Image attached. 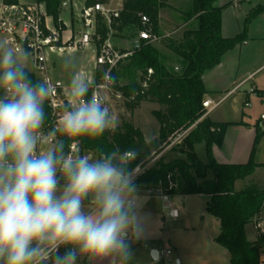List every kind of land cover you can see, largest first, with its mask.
Here are the masks:
<instances>
[{
    "label": "clouds",
    "instance_id": "obj_1",
    "mask_svg": "<svg viewBox=\"0 0 264 264\" xmlns=\"http://www.w3.org/2000/svg\"><path fill=\"white\" fill-rule=\"evenodd\" d=\"M29 56L0 42V264H43L49 258L52 264H77L78 255L130 264L131 242L147 227L145 198L128 169L131 157L119 149L98 157L66 155L63 141L38 151L56 133L97 139L116 117L96 92L86 99L92 81L73 75L57 126L44 137V105L53 86L33 82L25 70ZM103 79L115 83L109 72ZM85 200L92 211L85 210ZM61 246L70 248L61 253Z\"/></svg>",
    "mask_w": 264,
    "mask_h": 264
},
{
    "label": "trees",
    "instance_id": "obj_2",
    "mask_svg": "<svg viewBox=\"0 0 264 264\" xmlns=\"http://www.w3.org/2000/svg\"><path fill=\"white\" fill-rule=\"evenodd\" d=\"M36 1L44 6L54 27L62 30L59 20L61 0ZM106 1L85 0V7ZM219 1L222 0H191V10L182 14L183 22L192 21L193 25L183 32L177 47L172 49L183 63L179 73L169 70L163 56L145 41H138L132 54L111 72V76L115 78L114 89L122 94V104L127 111H134L146 101L164 107L163 112H152L159 124L157 141H145L141 132L129 123H121L120 126L108 129L94 140L87 137L70 139L61 136L60 141L65 145L66 155L73 142L77 144L76 155L88 152L98 157L102 151L115 149H119L121 154L129 155L130 171L144 168L134 178L136 186L142 191L157 190L168 197H208L206 211L219 222V234L215 243L229 253V264H261L259 249L264 245V235L250 243L245 238L244 227L261 211L264 191L247 189L234 192V184L251 176L256 168L264 167V164L257 165L253 161L255 149L260 137L264 135V130L260 131L256 126L250 156L245 164L216 163L212 158L211 149L221 145L225 130L230 124L214 123L204 117L202 103L205 90L201 75L216 66L226 52L248 40V25L264 14V2L249 11L240 34L222 38L221 12L231 2L220 7L214 6ZM3 2L16 4V0ZM168 8V0H124L118 18L107 22L99 13L95 15L93 43L98 48L110 36L124 31L137 34L141 30L149 29L157 35L159 11ZM140 15L148 18L149 27L141 24ZM148 71L151 74H148ZM29 75L34 83L38 82L33 74ZM98 76L99 73H96V77ZM122 80L125 83L119 84ZM44 108L46 121L49 116L46 103ZM181 134L184 135L180 138L178 146L183 157L168 162L160 157L147 166L152 154L160 151L159 144L168 145L169 137ZM197 144L204 145L205 163L198 160L194 153V146ZM60 182L64 183L62 178ZM89 204V201L85 200L84 205ZM69 248L70 246H61L59 251L63 253ZM43 264H52V258ZM77 264L87 263L85 258H77Z\"/></svg>",
    "mask_w": 264,
    "mask_h": 264
},
{
    "label": "rangeland",
    "instance_id": "obj_3",
    "mask_svg": "<svg viewBox=\"0 0 264 264\" xmlns=\"http://www.w3.org/2000/svg\"><path fill=\"white\" fill-rule=\"evenodd\" d=\"M2 1L3 0H0V2ZM246 1H252L251 5L254 6L261 5L264 2V0H244L243 2ZM63 2H64L63 0L60 1V9L64 7ZM123 2L124 0H117L114 2H110L107 4V7H109L110 9H121ZM177 2L178 0H170L169 4L171 5V7L161 11L162 24L160 25V33L165 37L161 38V40L158 43L151 44V46L154 49H156L162 56L166 57L164 63L167 66V68L171 71H172L171 68L174 65H176L174 64L175 62L173 60L180 61V58L173 53L172 49L177 47V44L181 39L180 36H182L183 34L181 33L182 31H179L178 29V23H180V20L177 11H180L183 14L191 10L190 2L179 3L178 5ZM227 2H231V4L240 3L239 0H230V1L222 0L220 2H217L216 6L218 7L223 6ZM83 7H84L83 0H72L71 10L70 7H68L66 11L63 12L62 19L68 28L67 30L68 32L63 34L64 38H67V36L71 35V32H73L74 38L75 40H77L78 36L85 30L83 27V23L81 22L80 19V15L83 10ZM46 16H47V20L49 22H52L51 17L48 16L47 13ZM223 17L225 22H227L228 24H231L233 19H238L240 20V25L242 22H244L246 18V16H243V13H241V8L239 12L237 11V9H233L230 6L224 8ZM71 23L73 24L72 28L70 26ZM192 25L193 22L190 25V27H192ZM120 34L117 35V38H119V40L133 41V42L138 41L137 34L134 32L124 31ZM247 36L251 40V43L248 45L245 51H242L241 58L245 61L251 58L250 61H248L249 64H247V68L250 69L253 67L252 56L255 51L254 48L258 46L256 41H254L255 30L253 27L251 28L249 34L247 32ZM119 40L115 38H111L109 44L117 45L118 47H124L126 43L121 42ZM2 41H4V38L0 35V42ZM95 55H96V50L92 47V45H90L83 51L65 50L62 53H59L57 51H46V65H47L48 76L52 81L60 82L64 84L69 83L73 75L85 76L89 79L91 77V72L94 67ZM168 58L169 60H167ZM25 70L39 78V75L35 72L30 59L28 60ZM124 83H125L124 80L119 82V84H124ZM240 91H238L232 97L227 99L218 108L217 112L212 114L211 120L215 121L216 119H218L217 117L220 116L219 120L220 118L223 119L220 120V122L232 121V117H230L229 114L226 113L229 107H231V109H234L235 112L238 111V113L240 112L241 108L245 114L249 113L251 111L250 108L252 107V105L254 104L256 105V102L252 97H250L249 102L247 101L244 102L245 99L242 100L244 94H242ZM241 102L242 103L244 102V105ZM109 105H110V112L116 117V122L110 129L120 126L121 123H129L130 125H132L134 128L138 129L141 132L145 141L149 142V141L158 140L159 124L152 115V112H157V111L163 112L164 107L156 103L146 101V102H142L139 105V107L134 111L129 112L125 109L124 105L120 101L111 100ZM184 134L169 137L167 139V142H169L168 145L159 144L158 148L160 151H158V153L156 154L154 153L152 154L147 166L152 164L160 157H163L166 162L171 161L175 158L183 157L179 153L180 148L178 145L180 142V138ZM72 144H75L77 146L76 142H73L70 145ZM75 148H76L75 150H77V147ZM194 153L198 158V160L205 163L206 160L204 157V147L202 144L195 147ZM74 155H76V153H74ZM83 155H87L89 157H96L95 155L88 152H83L81 156ZM142 169L144 168L141 169L136 168L134 170V178L142 171ZM240 181L241 183H236L237 190L253 189L258 191H264V168H260V169L256 168L251 176ZM143 193L149 194V192L146 191H143ZM150 194L154 196L157 194V192L156 190H153L151 191ZM180 198H186V199H180ZM202 198L205 197H197V196L170 197L169 200L173 204V206L177 209L180 221H178L177 223H174V221L178 219L174 221H168L165 225H163L161 222L159 223V221L157 223L156 220L159 213L161 214L164 212V210H162V206H163L162 201L154 197L145 198L142 211L144 212L147 211L148 213L152 212L151 214L153 215L151 216V218L155 219V222L153 224V228L154 226L155 228L152 233L151 232H144V233L146 237L155 236V238L159 239L164 236V238L167 240V243L164 246V250H168L170 252V255L168 258L164 259V264H174V260L176 258L178 250L176 249V247L173 248V244L176 245L177 247L179 245H182L183 254L187 256L189 259H191L193 263H199L201 262V260L202 261L205 260L207 253L204 248L199 249L197 251L196 249H188L189 247H187L190 245L191 246L194 245L197 246V244L200 245L201 241H204V234L201 233V230L204 229L205 231H210L211 233V231H214V229L211 230L212 227L217 226V225H212L213 222L217 224L215 219L211 215L206 214V211L204 209L205 200ZM89 205L94 207L91 204ZM204 214L205 216H207L208 220L203 225V223L201 222V217L202 215L204 216ZM258 221L264 222V204L262 206L261 211L258 212L253 217L251 222V227L254 229L256 236L255 240H257L261 236L259 235V231L255 229V224ZM260 254L262 253L259 250V256H261ZM155 264H162V263L161 261H159L158 263Z\"/></svg>",
    "mask_w": 264,
    "mask_h": 264
},
{
    "label": "crops",
    "instance_id": "obj_4",
    "mask_svg": "<svg viewBox=\"0 0 264 264\" xmlns=\"http://www.w3.org/2000/svg\"><path fill=\"white\" fill-rule=\"evenodd\" d=\"M63 8L61 9L59 20L62 26V39L68 40V39H75L74 33L71 32V35L67 36V38L63 37L64 33H67L68 28L67 25L64 23L62 19L63 12L66 11L68 7H70L71 10V4L72 0H63ZM168 0V6L171 7ZM36 0H16V3L18 4H33L36 3ZM191 3V0H178L177 5L179 3ZM220 2V1H219ZM252 1H246V2H240V3H233L229 6L233 9H237V11L243 13V16H246L249 11L254 9L256 6L251 5ZM84 7L85 8V0H83ZM223 5V4H222ZM216 6V3L214 4ZM258 6V5H257ZM218 7V6H216ZM220 7V6H219ZM245 7V8H244ZM244 8V9H243ZM165 10V9H162ZM159 11L158 14V35L160 38L165 37L160 33V25L162 24V13ZM177 11V10H176ZM223 11L221 12V26H220V35L222 38H231L234 37L242 32L243 23L240 25V20L233 19L231 24H228L225 22L223 17ZM189 12V11H188ZM161 13V14H160ZM187 13V12H185ZM184 13V14H185ZM177 14L179 16L180 23H178V29L179 31H182L183 33L186 30L190 29V25L192 24V21H189L187 23L183 22L182 13L180 11H177ZM244 20V19H243ZM82 22V21H81ZM71 28L73 24H70ZM254 28L255 30V39L257 45L256 48H254V53L252 56V68H247V64H249L248 61H250L251 58H249L247 61L243 60L241 58L242 51H245L247 49L248 45L251 43V40L247 36L248 40L240 45L235 47L233 50L226 52L221 58L220 62L214 66L211 69H208L203 72L201 75L202 84L205 90V95L203 98L204 101L211 102V106L209 109L205 110L204 117L209 119L211 122L214 123H225L230 124L224 133L223 140L221 142L220 146H214L211 149L212 158L214 161L218 164H232V165H242L245 164L250 156V152L252 149L254 137H255V128L258 126L260 131L264 130V14L256 17L254 20L250 22L248 25L247 32L251 31V28ZM122 33V32H121ZM120 34V33H119ZM110 36L108 39V42L111 38H117V35ZM123 35V34H120ZM182 37V36H180ZM121 42L126 43L124 47H118L117 45H112L115 49L123 52L128 51L134 47L133 41H125V40H119ZM138 42V41H137ZM129 45V47H128ZM92 47L96 50V48L92 45ZM260 50V51H259ZM165 56H163V59L165 60ZM169 60V58L167 59ZM176 64L171 69L175 73H179L183 68V63L180 59L173 60ZM94 73V67L91 72V77ZM90 77V78H91ZM89 78V79H90ZM88 79V80H89ZM60 83V82H58ZM64 84V83H61ZM69 84V83H65ZM250 88H253L255 90L254 95L248 94V90ZM241 90V91H240ZM238 91H240L243 95L242 100L245 99L244 102H249L250 97H252L256 105H252L250 108L249 113H244L242 108L240 109V112H235L234 109H231L229 107L226 111L227 114H229L230 117H232V121H222L223 120L218 116L215 121L211 120L212 114L216 113L218 108L230 97H232L234 94H236ZM241 96V94H240ZM244 102L242 103L244 105ZM244 107V106H243ZM239 118V119H238ZM201 145L197 144L195 147ZM203 145V144H202ZM204 147V145H203ZM205 157V153H204ZM253 161L257 165H263L264 164V135H262L259 139V142L257 144V147L255 149L254 155H253ZM264 168V167H258V169ZM236 183H241V181H236L234 184V192H240L243 190H237L236 189ZM138 195L140 197H154L159 199L157 196H151L144 194L141 189L137 187ZM176 197H188V196H176ZM197 197H205L202 198L205 200V206L204 209L206 211V204L209 200L206 196H197ZM180 199H186V198H180ZM84 208L86 211H92L94 207L90 205H84ZM162 210L163 206H162ZM151 212V211H150ZM143 214L147 216V227L145 229V232H153V224L155 222V219L151 218L153 214L148 213L147 211H142ZM164 213V212H163ZM163 213H159L158 217L156 218L157 223L161 222L163 225H165L162 222V215ZM207 215H210L207 213ZM178 220L174 221V223H177L179 220V216L177 218ZM215 219V218H214ZM207 216L202 215L201 222L203 225L205 222H207ZM210 221V220H209ZM216 223L213 222L212 225H217L215 227H212L211 230L214 229V231H205L204 229L201 230V233L204 234V241H201V244H197L194 246H187L188 249H196L197 251L199 249L204 248L206 251V257L205 260H201L199 263H193L191 259H189L187 256L183 254L182 245H179L178 247L173 244V248L176 247L178 250L176 258L174 260V264H229V253L222 247L218 246L215 243V238L219 234V222L215 219ZM252 222V221H251ZM251 222L245 225L244 227V235L248 242L252 243L255 241L256 236L254 229L251 227ZM218 232V233H217ZM247 232V233H246ZM167 243V240L164 238H155V236H148L146 237L145 233L142 235V237L139 240H133L131 242V250L133 253L132 260L130 264H155L161 261L162 264H164V260H162L159 255L160 252L164 249L165 244ZM155 250L158 254V258L156 261H154L151 258V252ZM260 262L261 264H264V245L260 246ZM78 260H82L85 258L87 264H113L111 257H104V258H98L89 260L88 257L83 255H78Z\"/></svg>",
    "mask_w": 264,
    "mask_h": 264
},
{
    "label": "built area",
    "instance_id": "obj_5",
    "mask_svg": "<svg viewBox=\"0 0 264 264\" xmlns=\"http://www.w3.org/2000/svg\"><path fill=\"white\" fill-rule=\"evenodd\" d=\"M117 0H107L106 3H96L91 7L83 8L80 19L83 23L84 31L75 39H62V30L55 28L52 22L47 20L44 6L40 3L33 4H8L0 2V35L9 42L11 47H22L30 53L29 59L33 65L35 72L39 78L35 76L38 82L47 81L51 84L52 95L46 101V107L49 110V116L41 129L42 135L48 137L49 133L57 126L59 117L65 107L67 100V93L69 91L67 84L54 82L50 79L47 72L46 65V51H57L59 53L65 50L83 51L90 45H94L93 36L95 31V15L99 13L107 22L111 19L118 18L121 9H110L107 4ZM140 22L143 25L150 26L148 18L140 15ZM52 21V20H51ZM138 41H145L148 44L158 43L161 38L157 34L151 33L149 29L141 30L137 33ZM96 48V47H95ZM133 48L128 51H119L115 49L108 40L101 46L96 48V55L94 58V73L89 79L92 81L88 97L91 98L93 92H96L100 98L105 102L110 110V101L116 100L122 102V94L114 89L115 84H106L103 79L104 73L115 70L118 65L128 56L132 54ZM96 73L99 76L96 77ZM148 74H151L148 71ZM248 94L254 95L255 90L250 88ZM211 102L204 101L202 106L204 109H209ZM60 133L52 139L51 143L45 142L38 144V151L46 150L52 147L53 144L60 141ZM68 138V137H67ZM75 144L70 145V152L68 155L77 154ZM74 151V152H73ZM129 157V155H127ZM151 195V191H147ZM157 197L162 201L163 209L167 208L168 211L162 215V222L166 224L168 221H174L178 218L177 209L170 202V197L162 195L160 191ZM152 196V195H151ZM155 196V195H154ZM255 229L259 231V235H264V222L258 221L255 224ZM170 252L162 250L159 257L164 260L168 258Z\"/></svg>",
    "mask_w": 264,
    "mask_h": 264
},
{
    "label": "water",
    "instance_id": "obj_6",
    "mask_svg": "<svg viewBox=\"0 0 264 264\" xmlns=\"http://www.w3.org/2000/svg\"><path fill=\"white\" fill-rule=\"evenodd\" d=\"M133 44H134V47H135V46H137L138 42H134ZM151 258H152L154 261L157 260V258H158V254H157V252H156L155 250H153V251L151 252Z\"/></svg>",
    "mask_w": 264,
    "mask_h": 264
}]
</instances>
